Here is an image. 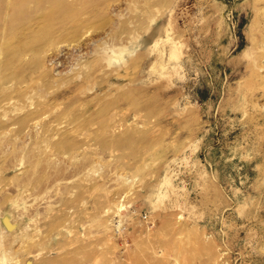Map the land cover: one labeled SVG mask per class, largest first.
<instances>
[{
  "label": "rangeland",
  "instance_id": "rangeland-1",
  "mask_svg": "<svg viewBox=\"0 0 264 264\" xmlns=\"http://www.w3.org/2000/svg\"><path fill=\"white\" fill-rule=\"evenodd\" d=\"M0 264H264V0H0Z\"/></svg>",
  "mask_w": 264,
  "mask_h": 264
},
{
  "label": "bare ground",
  "instance_id": "bare-ground-1",
  "mask_svg": "<svg viewBox=\"0 0 264 264\" xmlns=\"http://www.w3.org/2000/svg\"><path fill=\"white\" fill-rule=\"evenodd\" d=\"M38 3V2H37ZM22 5V3L20 4ZM25 5V4H24ZM22 8V7H21ZM17 10V9H16ZM20 12V11H19ZM2 222L4 224V227L10 231V229H12L14 227L13 223L10 221V219L8 217H4V219H2Z\"/></svg>",
  "mask_w": 264,
  "mask_h": 264
}]
</instances>
